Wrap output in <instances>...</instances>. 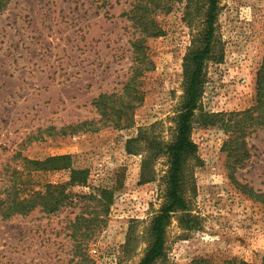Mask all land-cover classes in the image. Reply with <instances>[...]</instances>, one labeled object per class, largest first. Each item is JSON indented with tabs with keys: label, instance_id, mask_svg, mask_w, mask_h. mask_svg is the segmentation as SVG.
<instances>
[{
	"label": "rangeland",
	"instance_id": "374dc122",
	"mask_svg": "<svg viewBox=\"0 0 264 264\" xmlns=\"http://www.w3.org/2000/svg\"><path fill=\"white\" fill-rule=\"evenodd\" d=\"M188 1L172 0L168 10L150 14L161 31L144 42L147 59L140 63L152 65L138 77L144 99L116 126L114 116L103 125L94 100L122 92L133 74L140 2L9 0L0 13V189L19 186L20 195H28L67 183L71 168L63 161L29 160L68 156L71 167L90 170V181L66 191L91 193V199L75 196L56 212L36 207L0 216V264H77L84 255L81 264L142 260L154 240L152 220L168 202L167 146L177 139L187 57L201 44L205 23L207 5L192 0L189 11ZM215 27L192 119L197 155L184 165L188 207L171 213L166 254L154 264L202 257L264 264V126L231 143L236 113L257 103L264 0H218ZM85 120L99 129L60 132ZM242 141L249 156L241 161ZM101 198L110 209L96 218ZM77 216L85 219L75 224Z\"/></svg>",
	"mask_w": 264,
	"mask_h": 264
},
{
	"label": "trees",
	"instance_id": "16d2710c",
	"mask_svg": "<svg viewBox=\"0 0 264 264\" xmlns=\"http://www.w3.org/2000/svg\"><path fill=\"white\" fill-rule=\"evenodd\" d=\"M140 4L135 5L136 12L134 17L139 21L141 26V36L135 41H132V47L135 54L137 65L133 66V74L123 86L122 92L101 93L94 102L100 108L102 117L105 119L103 125L112 124L108 119L114 116V125L121 126L127 118L131 110L137 108L143 102V95L139 94L137 86L138 77L146 70H150L152 65L141 64V60L147 57L145 40L149 36H157L160 33V28L155 23V20L150 17V14L158 11L168 10L172 0H138ZM196 1H193V3ZM9 0H0V13L6 8ZM201 3V0L200 2ZM202 5H207L206 14L204 16V27L199 32L200 42L199 47H195L187 57L185 68V95L181 112L178 114V135L177 139L167 146L168 155L170 157V170L168 172V202L152 220L151 234L154 238L150 247L139 264H154L156 260L162 258L166 254V225L170 220L171 213L178 208L186 209L188 207L181 188L184 181V165L190 157L197 155V145L191 137L192 119L195 110L199 106V99L203 88V69L205 62L212 57L214 49V37L216 33L215 17L218 7V0H203ZM192 0L186 3V8L190 11L192 8ZM202 7V6H200ZM193 12H190L192 15ZM133 17V16H132ZM192 17V16H191ZM140 59V60H139ZM147 59V58H146ZM237 121L231 124V143L239 141L245 136L248 129L253 126H264V59L257 72V103L241 112L236 113ZM107 120V121H106ZM109 121V122H108ZM93 121L85 120L76 124H71L68 127H62L60 132L65 134L67 129L71 132L75 130L99 129L93 125ZM54 127V126H52ZM55 128V127H54ZM242 145V154L238 160H243L249 156V152L245 148V142H240ZM234 154V152H231ZM68 156H57L49 158L46 161H33L36 165H59V161H63V167L71 168V178L67 183L50 184L46 192H32L28 195H20V187L16 191L10 190L9 186H4L0 189V216L2 219H8L16 214L26 215L36 207H41L47 212H56L61 206L71 203L75 196L81 198H90L91 193L76 194L67 192L66 187L76 184H88L90 181V170L88 168L71 167L68 161ZM18 190V191H17ZM112 200L111 195H105ZM256 196V194H255ZM260 198V195L257 196ZM105 198L98 200L104 203ZM264 202V200H263ZM109 203L105 202L103 209L94 208L95 217L100 214L109 213ZM83 216H77L75 224L79 223ZM84 255L83 260L78 259L77 264L86 261ZM219 264L212 262L209 258H195L190 264ZM221 264H250L244 259L232 257L225 259Z\"/></svg>",
	"mask_w": 264,
	"mask_h": 264
}]
</instances>
